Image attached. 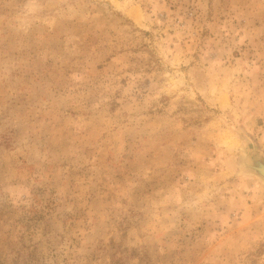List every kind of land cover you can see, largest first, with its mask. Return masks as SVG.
<instances>
[{
  "label": "rangeland",
  "instance_id": "rangeland-1",
  "mask_svg": "<svg viewBox=\"0 0 264 264\" xmlns=\"http://www.w3.org/2000/svg\"><path fill=\"white\" fill-rule=\"evenodd\" d=\"M264 0H0V264H264Z\"/></svg>",
  "mask_w": 264,
  "mask_h": 264
},
{
  "label": "water",
  "instance_id": "water-1",
  "mask_svg": "<svg viewBox=\"0 0 264 264\" xmlns=\"http://www.w3.org/2000/svg\"><path fill=\"white\" fill-rule=\"evenodd\" d=\"M250 167L264 180V157L252 160Z\"/></svg>",
  "mask_w": 264,
  "mask_h": 264
}]
</instances>
